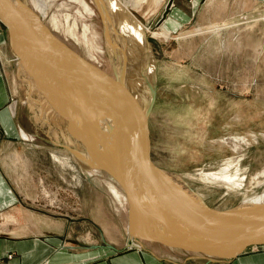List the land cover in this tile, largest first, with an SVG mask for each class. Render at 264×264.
<instances>
[{"label":"rangeland","instance_id":"1","mask_svg":"<svg viewBox=\"0 0 264 264\" xmlns=\"http://www.w3.org/2000/svg\"><path fill=\"white\" fill-rule=\"evenodd\" d=\"M46 1V13L40 18L94 81L101 95L98 106L107 113L113 111L114 96L118 93L114 51L117 45L116 49H120L119 40L110 47L107 39L110 34L117 36L115 29L120 28L121 19L128 22L121 31L131 30L130 19L143 26L146 36L138 37L148 48L138 45V50L146 52L155 72L151 104V93H146L149 100L143 127L146 136L144 148L140 147L145 151L147 143L148 156L157 168L175 175L206 205L222 212L264 194V16H234L235 9H244L243 1L224 0L216 7L203 6L194 14L188 6L190 15L171 30L164 22L169 0H116L124 18L117 14L115 20L111 14L114 10L109 8L112 25L109 34L94 0H83L87 8L76 0ZM107 2H103L106 7ZM125 2L127 7L120 9ZM125 11L132 17L123 14ZM215 11L218 16H214ZM210 19L228 25L219 31L196 32L208 26ZM1 46L13 109L15 112L19 109L18 120L23 125L18 122L19 135L33 147L27 157L33 164L31 173L40 183V192L43 191L39 210L50 216L60 215L61 226H70L68 229L78 241L87 238L93 244L109 243L118 249L128 239L136 245L152 243L157 250L161 247L175 252L174 256L181 261L224 258L182 244L186 242L173 245L139 213L135 214L131 234V200L109 173L90 169L95 160L86 156L84 146H78L76 141L67 143L61 133L60 141L55 142L57 126L44 122L45 113L38 107L40 119H34L28 102L39 103L35 85L28 83L19 69L18 58L5 36ZM123 60L122 64L128 61L125 56ZM145 72L151 79L152 68ZM68 77L78 84L72 75ZM78 86L91 98L84 82L80 81ZM21 128L33 136L32 140L22 136ZM114 131L117 130L112 126L109 137ZM82 138L87 139L84 135ZM134 140L138 142L136 136ZM76 152L83 157V163ZM166 207L175 217L174 209L179 206ZM162 237L168 245L162 242Z\"/></svg>","mask_w":264,"mask_h":264},{"label":"bare ground","instance_id":"2","mask_svg":"<svg viewBox=\"0 0 264 264\" xmlns=\"http://www.w3.org/2000/svg\"><path fill=\"white\" fill-rule=\"evenodd\" d=\"M76 1L86 7L83 0ZM115 1L108 0L106 7L104 0H94L109 34L112 32L109 8L114 10V13H111L115 15L114 19L118 17L117 14L120 15ZM171 3L169 0L165 11ZM120 5V9L124 10L127 2ZM47 6L46 0H0L1 26L5 29L8 23L12 29L8 40L10 48L16 54L18 67L26 76L27 82L35 85L39 103L28 102L34 119H40L38 107L45 113L43 121L57 126V130L54 129L55 142L60 141L61 133L67 143L76 141L78 146H84L87 152L85 155L95 160L89 165L90 169L104 170L118 182L132 202V205L129 202L130 233L133 231L135 214L139 213L153 230L162 233L173 245H176V242H186L182 244L209 255H222L227 259L235 257L234 254L241 250L244 242L250 240L249 236L240 233L236 223L239 219L247 218L255 224H264V194L250 198L237 208L229 210V216L216 217L218 212L222 211L209 209L203 199L185 182L172 173L157 168L148 156L147 143L145 151L141 149L144 148L146 134L143 127L149 104L146 93H151V104V85L154 83L155 72L152 61L146 59V52L138 50L139 46L148 48L138 37L139 34L146 36L143 26L137 20L135 22V19H130L131 25L128 26L131 30L121 31L126 29L128 24L126 20L121 19L120 28L115 29L117 36L110 34V39H107L110 40V47L114 46V42L120 41V49H116L117 45L114 51L115 62L118 63H114L118 93L114 96L113 111L107 113L98 106L101 95L94 81L84 71L72 51L51 33L40 18L45 15ZM123 14L131 16L127 11ZM124 56L128 61L122 64ZM125 66L128 69H124ZM150 67L152 80L149 78L150 74L145 72ZM71 75L78 84L80 81L86 84L92 99L84 94L76 82L71 81L72 77L67 79V76ZM21 90L23 91L22 88ZM112 126L117 131L109 137ZM64 130L71 136L66 135ZM22 131L23 133L20 130L22 136L32 140V135L31 137L28 132L27 134L23 129ZM81 135L87 139H81ZM135 136L138 138L137 143ZM76 155L83 163L81 154L76 152ZM153 165L156 171L151 174L149 170ZM110 190L115 194L113 188ZM169 204L179 206L174 209L175 217L166 207ZM187 211L192 212L188 217L185 213ZM231 216H237L238 220ZM138 228L142 231L140 223ZM164 237L163 243L167 244ZM254 239L259 240L261 236ZM192 240L196 244H193ZM261 245H264V241H255L248 248Z\"/></svg>","mask_w":264,"mask_h":264},{"label":"crops","instance_id":"3","mask_svg":"<svg viewBox=\"0 0 264 264\" xmlns=\"http://www.w3.org/2000/svg\"><path fill=\"white\" fill-rule=\"evenodd\" d=\"M171 1L168 10L164 9V22L171 30L180 26L184 16L190 15L188 6L194 14L208 4L216 7L224 3V0ZM239 1L245 7L235 9L234 16H264V0ZM214 16H218L217 11ZM217 21L208 20L209 25L196 32L219 31L228 25ZM3 30L0 23V264H264V245L251 247L230 262L211 259L199 262L181 261L174 256L175 252L161 247L157 250L152 243L131 244L129 239L119 249L109 243L93 244L86 237L78 241L68 229L70 226H61L60 215L50 216L39 210L43 191L39 190L40 183L33 177V164L27 157L33 147L19 135V109L16 112L13 109L6 59L1 50Z\"/></svg>","mask_w":264,"mask_h":264},{"label":"water","instance_id":"4","mask_svg":"<svg viewBox=\"0 0 264 264\" xmlns=\"http://www.w3.org/2000/svg\"><path fill=\"white\" fill-rule=\"evenodd\" d=\"M5 29L3 30V33H4V35H5V37H6V39L7 40H9V37L12 35V33H11V26L8 24V23H6V25H5ZM156 166H157V164H155ZM149 167V166H148ZM152 168L149 170V172L151 173V174H154L155 173V167H154V165L153 166H151ZM155 184H156V182H155ZM204 204V206L206 207V205H205V203H203ZM200 205V204H199ZM206 208H209V207H206ZM209 209H211V208H209ZM186 210H188V209H186ZM186 214H188V215H190V213H192V212H189V211H187V212H185ZM217 215V214H216ZM229 215H231L230 214V211H226V212H218V215L216 216V217H219V218H221V217H226V216H229ZM232 218H234V219H236V220H238L237 218V216H231ZM238 223H236V224H238V226H239V231H240V233L241 234H243V235H247V236H249L250 237V240L249 239H247L245 242H244V245H243V247L241 248V250H239V251H237L235 254H234V258H231V257H228V259L227 258H219V260L218 261H220V262H230V261H233V260H235L240 254H242L243 252H245L247 249H248V246H250L251 244H253V242H255V241H258V242H262V241H264V224H255L254 223V221H250V220H248L247 218L246 219H244V220H242V219H239L238 221H237ZM253 228H255V229H253ZM132 234V233H131ZM259 236H261V239H259V240H257V239H254L255 237H259ZM163 242V241H162ZM213 262H215V261H213Z\"/></svg>","mask_w":264,"mask_h":264}]
</instances>
